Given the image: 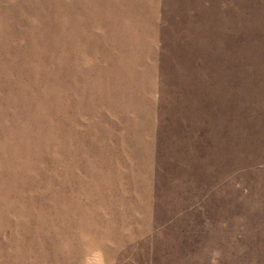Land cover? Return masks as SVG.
<instances>
[{
  "label": "rangeland",
  "instance_id": "374dc122",
  "mask_svg": "<svg viewBox=\"0 0 264 264\" xmlns=\"http://www.w3.org/2000/svg\"><path fill=\"white\" fill-rule=\"evenodd\" d=\"M263 32L264 0H0V264H264Z\"/></svg>",
  "mask_w": 264,
  "mask_h": 264
},
{
  "label": "trees",
  "instance_id": "16d2710c",
  "mask_svg": "<svg viewBox=\"0 0 264 264\" xmlns=\"http://www.w3.org/2000/svg\"><path fill=\"white\" fill-rule=\"evenodd\" d=\"M256 31H257V34H256V35H261V34H260V32H259V31H260V29H259V30H258V29H256V30H255V32H256ZM263 33H264V32H263ZM256 35H255V36H256ZM263 36H264V35H263ZM245 40H246V39H245ZM245 42H247V41H245ZM245 49H246V48H245ZM246 50H247V49H246Z\"/></svg>",
  "mask_w": 264,
  "mask_h": 264
}]
</instances>
